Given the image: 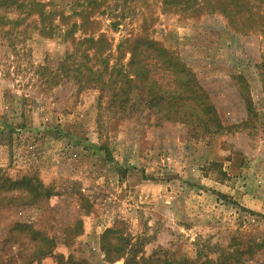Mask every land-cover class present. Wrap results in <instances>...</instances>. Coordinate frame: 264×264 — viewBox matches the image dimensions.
Returning <instances> with one entry per match:
<instances>
[{
    "label": "rangeland",
    "instance_id": "obj_1",
    "mask_svg": "<svg viewBox=\"0 0 264 264\" xmlns=\"http://www.w3.org/2000/svg\"><path fill=\"white\" fill-rule=\"evenodd\" d=\"M70 5L60 0L53 9L67 18H57L54 37L40 34L33 17L18 37H0V260L25 253L28 235L9 233L24 224L54 241L55 252L35 264H125L106 258L107 230L112 252L131 239L155 264H220L264 241V116L256 134L231 130L198 142L185 125L120 120L98 90L78 91L69 78L56 84L58 64L74 49L62 34L80 23ZM99 11L91 32L115 46L148 36L175 51L198 74L224 126L247 118L244 85L264 114L262 36L235 33L220 15L165 13L160 0L123 19L120 8ZM239 264H264V248Z\"/></svg>",
    "mask_w": 264,
    "mask_h": 264
},
{
    "label": "trees",
    "instance_id": "obj_2",
    "mask_svg": "<svg viewBox=\"0 0 264 264\" xmlns=\"http://www.w3.org/2000/svg\"><path fill=\"white\" fill-rule=\"evenodd\" d=\"M72 16H79L80 23L75 21L62 34L63 41H70L74 49L60 61L57 74L53 77L59 84L65 78L71 79L78 91L96 89L100 92L102 105L120 120L153 121L154 126L162 122L179 123L195 132L198 142L203 138L217 137L226 131L250 130L256 134L263 124L259 111L250 96L247 85L243 86L244 104L247 118L239 124L224 126L219 113L212 103L210 94L205 90L194 72L179 55L152 37H128L117 46L107 37L91 32L94 22L92 16L99 10L116 11L120 8V19L132 10L145 7L151 0H70ZM60 0H0V37H18L20 29L30 18H36L35 29L40 34L54 37L59 27L55 25L57 18L62 24L67 18L56 14L53 9ZM117 2V3H116ZM165 13H174L185 17L202 15H220L230 29L241 35L258 34L264 38V0H160ZM78 10H80L77 15ZM129 12H128V11ZM101 13V12H100ZM99 13V14H100ZM16 15L11 19V15ZM63 20V21H62ZM119 28L120 24H115ZM85 37L73 39L76 32ZM259 77L264 90V51L262 63L258 66ZM242 83L243 77H238ZM26 179V178H25ZM24 179V181H25ZM38 195L47 199L52 191L34 187ZM41 191V192H40ZM31 204V202L29 203ZM23 231L28 235L25 253H14L8 261L0 260V264L40 263L55 252L53 239L37 231L32 225L13 227L9 233ZM113 233L107 230L103 237L102 250L108 260H124L125 264H155L153 257H145L138 244L125 240L123 247L111 251V244H105L107 236ZM11 240V239H10ZM27 240V241H28ZM21 247V245H19ZM264 248L261 243L252 242L245 250H237L229 258L224 256L220 264H239L242 257L250 258ZM223 256H220V258ZM199 259L190 261L182 259L178 264H199ZM231 261V262H230ZM246 261V260H245ZM244 261V262H245ZM201 264H215L206 259Z\"/></svg>",
    "mask_w": 264,
    "mask_h": 264
}]
</instances>
